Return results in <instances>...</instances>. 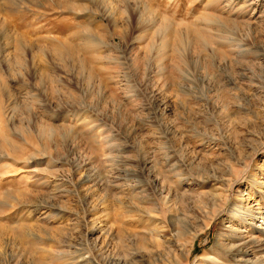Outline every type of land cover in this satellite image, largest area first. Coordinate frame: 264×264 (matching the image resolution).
Returning a JSON list of instances; mask_svg holds the SVG:
<instances>
[{
    "label": "rangeland",
    "instance_id": "rangeland-1",
    "mask_svg": "<svg viewBox=\"0 0 264 264\" xmlns=\"http://www.w3.org/2000/svg\"><path fill=\"white\" fill-rule=\"evenodd\" d=\"M253 236L264 0H0V264H264L227 252Z\"/></svg>",
    "mask_w": 264,
    "mask_h": 264
},
{
    "label": "bare ground",
    "instance_id": "bare-ground-1",
    "mask_svg": "<svg viewBox=\"0 0 264 264\" xmlns=\"http://www.w3.org/2000/svg\"><path fill=\"white\" fill-rule=\"evenodd\" d=\"M65 8L68 9V10L70 9V7L68 5H66ZM248 245H250L251 247H257V249H259V250L264 249V242H261V239L259 237L253 236L252 238H250L248 240H246V238H245V240H242V242L239 241L237 244L231 246V248H229L227 252L230 253V255H239L241 253H242V255H248L249 254L248 251H247ZM241 261H242V264H248L247 261H244V260L240 259L239 262H241ZM236 264H238V263H236Z\"/></svg>",
    "mask_w": 264,
    "mask_h": 264
}]
</instances>
